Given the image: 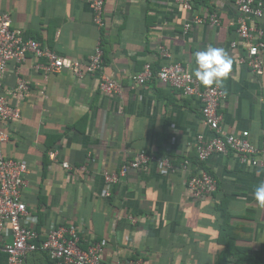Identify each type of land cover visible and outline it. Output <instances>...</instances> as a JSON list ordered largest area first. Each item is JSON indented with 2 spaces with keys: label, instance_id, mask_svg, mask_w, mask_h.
Returning <instances> with one entry per match:
<instances>
[{
  "label": "crops",
  "instance_id": "obj_1",
  "mask_svg": "<svg viewBox=\"0 0 264 264\" xmlns=\"http://www.w3.org/2000/svg\"><path fill=\"white\" fill-rule=\"evenodd\" d=\"M192 5L190 11L176 0H106L101 33L88 0H0V12L10 14L13 27L60 55L86 62L102 35L103 71L122 86L120 94H109L100 89L98 75L78 77L68 69L45 74L38 64L47 60L32 53L8 64L1 79L8 100L15 102L19 77L30 89L21 118L3 123L9 138L0 142V152L28 165L23 200L39 218L41 238L52 226H74L82 247L98 241L103 259L117 264H264V206L254 198L264 169L243 162L233 150L201 163L196 137L213 134L203 122L201 101L157 76L173 62L192 72L195 52L224 48L234 66L220 86L226 93L219 107L221 129L247 130L262 144L264 72L258 75L240 60L249 42L238 31V0H192ZM208 13H216L219 24L185 29L194 14ZM248 23L263 27L264 14L250 16ZM160 45L168 57L160 54ZM262 60L264 68V50ZM147 63L153 77L133 83ZM50 150L58 151L57 160L50 159ZM140 151L168 157L172 168L151 163L132 170L107 196L103 171L119 169ZM201 168L216 178L217 189L195 197L187 180Z\"/></svg>",
  "mask_w": 264,
  "mask_h": 264
},
{
  "label": "built area",
  "instance_id": "obj_2",
  "mask_svg": "<svg viewBox=\"0 0 264 264\" xmlns=\"http://www.w3.org/2000/svg\"><path fill=\"white\" fill-rule=\"evenodd\" d=\"M183 8L193 10L192 0H176ZM93 13V22L103 31L105 21L106 0H88ZM242 16L238 19V31L242 38L249 42L248 54L240 60L258 75L263 74L262 53L264 50V26L253 27L249 25L250 16L261 17L264 14V0H238ZM219 24L216 13H208L201 16L194 14L190 21L185 23V29L192 23L203 24L206 22ZM236 44L233 43V46ZM162 56L168 57L169 52L163 45L159 46ZM32 53L37 58H45L47 61L38 66L45 74L68 69L76 76L83 77L85 73L98 75L100 89L109 94H120L122 86L103 71V36L100 35L97 45L84 62L79 58L63 56L54 50L44 46L35 38L23 36L22 29L13 27L12 18L8 12H0V142L7 141L9 132L3 126L4 122L21 118V104L29 92L30 82L22 77L17 80L13 90L15 102L8 100L2 93L1 79L10 62H23L27 55ZM181 62H173L163 65L157 72L158 79L186 96H196L201 101L203 122L212 131L211 137L198 134L196 137V151L198 160L203 163L214 153H227L233 150L238 153L243 162H249L253 166L264 169V140L260 146L250 139V133L244 130L240 133H226L221 129L219 107L226 98V93L221 87L215 85L202 87L199 80ZM154 75L152 66L147 63L143 71L132 77V82L143 84ZM50 159L57 160L58 151H49ZM151 163H157L164 170L172 168L170 159L140 151L137 156L124 162L119 169L104 170L103 177L107 185L105 194H111L110 187L122 176L132 170L146 167ZM66 168L71 166L64 162ZM190 165L189 160L184 161V166ZM87 170L86 165L80 167ZM28 165L23 160L6 157L0 152V253H6L9 264H24L27 257L35 251L42 250L56 262V264H117L106 262L102 257L103 246L95 241L86 248L80 245V236L74 226H52L45 236L41 238L37 230L39 218L27 208L23 200V190L26 186ZM187 185L195 197L212 194L217 189L216 178L206 169L191 173ZM127 264H139V261L129 260Z\"/></svg>",
  "mask_w": 264,
  "mask_h": 264
},
{
  "label": "clouds",
  "instance_id": "obj_3",
  "mask_svg": "<svg viewBox=\"0 0 264 264\" xmlns=\"http://www.w3.org/2000/svg\"><path fill=\"white\" fill-rule=\"evenodd\" d=\"M195 68L191 75L206 87H220L233 71L234 61L228 52L221 47L208 46L194 54ZM255 200L264 206V182L254 190Z\"/></svg>",
  "mask_w": 264,
  "mask_h": 264
},
{
  "label": "trees",
  "instance_id": "obj_4",
  "mask_svg": "<svg viewBox=\"0 0 264 264\" xmlns=\"http://www.w3.org/2000/svg\"><path fill=\"white\" fill-rule=\"evenodd\" d=\"M56 264L54 260H52L49 255L42 251L38 250L32 252L26 259L24 264ZM0 264H9L8 257L6 253H0Z\"/></svg>",
  "mask_w": 264,
  "mask_h": 264
},
{
  "label": "rangeland",
  "instance_id": "obj_5",
  "mask_svg": "<svg viewBox=\"0 0 264 264\" xmlns=\"http://www.w3.org/2000/svg\"><path fill=\"white\" fill-rule=\"evenodd\" d=\"M30 264H32V263H30Z\"/></svg>",
  "mask_w": 264,
  "mask_h": 264
}]
</instances>
